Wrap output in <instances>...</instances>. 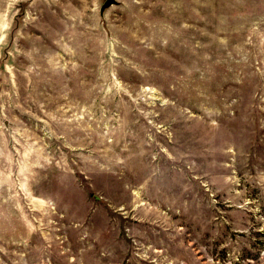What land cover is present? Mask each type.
I'll return each mask as SVG.
<instances>
[{"label":"rangeland","instance_id":"obj_1","mask_svg":"<svg viewBox=\"0 0 264 264\" xmlns=\"http://www.w3.org/2000/svg\"><path fill=\"white\" fill-rule=\"evenodd\" d=\"M0 0V264H264V0Z\"/></svg>","mask_w":264,"mask_h":264},{"label":"water","instance_id":"obj_2","mask_svg":"<svg viewBox=\"0 0 264 264\" xmlns=\"http://www.w3.org/2000/svg\"><path fill=\"white\" fill-rule=\"evenodd\" d=\"M114 3H115V0H108V1L104 4V6H103V8H102V11H104V9H106V8H108V7H110V6H112Z\"/></svg>","mask_w":264,"mask_h":264}]
</instances>
